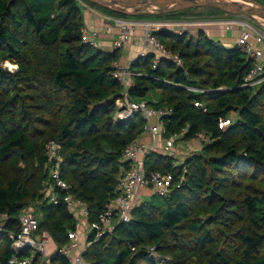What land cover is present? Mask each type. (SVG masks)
<instances>
[{
  "label": "trees",
  "instance_id": "1",
  "mask_svg": "<svg viewBox=\"0 0 264 264\" xmlns=\"http://www.w3.org/2000/svg\"><path fill=\"white\" fill-rule=\"evenodd\" d=\"M81 3L121 18L182 20L188 12L125 16L87 0H0V213L7 215L0 264H14L7 233L18 230L28 204L35 205L37 233L47 231L57 246L79 226L63 200L66 192L87 205L88 222L97 220L128 166L123 150L147 126L141 114L114 119L122 90L113 75L117 51L83 41L89 9ZM217 10L214 15H223ZM153 33L178 53L182 67L163 57L153 69L154 53L148 52L130 64L139 74L131 77L129 96L170 108L161 119L166 137L186 128L181 139L202 132L207 140L181 161L147 154L145 174L170 172L169 190L153 191L128 221L115 218L83 257L88 264H156L148 253L154 247L168 264H264V82L242 86L250 59L203 30L189 38L172 30ZM7 60L14 70L2 66ZM186 86L225 89L199 93ZM224 118L230 123L219 127ZM49 141L59 144L60 176L69 185L68 191L53 190L56 204L44 195ZM53 259L66 263L57 253Z\"/></svg>",
  "mask_w": 264,
  "mask_h": 264
},
{
  "label": "built area",
  "instance_id": "2",
  "mask_svg": "<svg viewBox=\"0 0 264 264\" xmlns=\"http://www.w3.org/2000/svg\"><path fill=\"white\" fill-rule=\"evenodd\" d=\"M87 9H91L85 3H81ZM108 24L104 27L105 31L109 32L111 28L116 27V37L112 40L114 49L121 47L132 36L137 34L138 30L142 31L139 40L138 57H144L148 52H153L151 67L154 69L159 65L161 58H167L170 62L178 67H182V61L178 53L168 50L164 43L161 42L155 35L154 31L162 29L163 25H171L164 21H152L148 19L121 18L111 15H106ZM190 22L184 20L183 22ZM193 21V20H192ZM195 21V20H194ZM198 21V20H197ZM164 22V23H163ZM182 22V21H181ZM180 22L176 23L179 24ZM201 24H215L224 30H236V39L233 45L237 46L251 62L249 71L242 78V86L257 87L264 82V27L247 18L238 15L223 13V15H212L209 19L201 21ZM182 33V32H179ZM187 38L191 35L184 33ZM82 39L84 42L98 47L97 34L84 27L82 29ZM113 75L116 77L122 87L121 96L115 100V120H124L134 115L141 114L144 120L147 121L145 131L151 134L157 132L156 126H151L152 118L161 119L170 113V108L161 107L154 108L148 105L146 100H135L129 96L128 89L132 85L131 77L139 74L133 71L130 64L118 65L113 63ZM193 92L206 91H221L225 88L219 86L217 88L205 89L202 87H185ZM195 106H202V103L195 102ZM229 118L221 119L219 127L228 125ZM162 124V122H161ZM144 131V132H145ZM161 131L164 132V127L161 125ZM186 128L181 130L179 134H173L166 137L164 141V149L168 155L175 158L176 154L173 150L175 141L182 137ZM196 140L203 143L207 140V136L202 132L196 133ZM59 144L55 141H49L45 144V152L51 161L49 166V180L45 188V198L52 203H57L58 198L53 193L55 188L63 191H68L69 185L60 176L59 158L57 157ZM154 150L152 142L146 143L143 141V135L129 143L122 153V160L128 164L127 168L122 172L115 196L108 201L103 210L98 214L97 220L88 222L87 228H84V233H79L78 230L68 232V242L62 246H56L54 253L65 257L67 264H88L84 259L83 254L92 241L97 240L104 233L110 232L113 228V220L128 221L131 211L136 205L135 191L139 187H151L158 194H165L171 186L173 176L170 172H151L148 176L144 172L143 162L147 154ZM67 207L77 216L78 219H87L89 209L87 205L75 198L70 193L66 192L63 197ZM7 219V215L0 213V233L4 231L3 223ZM19 228L17 231H8V236L12 242L14 255L11 262L14 264H33V259L28 255V251L32 250L34 255H39L38 264L48 263V250L46 241L43 238H37L35 233L38 229V218L34 204H28L21 210L18 217ZM92 233V240L88 235ZM149 256L156 264H168L167 258L159 256L154 247L148 249ZM21 255V257H20ZM47 261V263H46Z\"/></svg>",
  "mask_w": 264,
  "mask_h": 264
},
{
  "label": "crops",
  "instance_id": "3",
  "mask_svg": "<svg viewBox=\"0 0 264 264\" xmlns=\"http://www.w3.org/2000/svg\"><path fill=\"white\" fill-rule=\"evenodd\" d=\"M83 17H84V24L85 27L88 28L89 30L91 29H95L97 30L98 28L101 30L99 31V34L97 35V41H98V46L102 49H105L107 51H117V60L116 63L120 64V65H125V64H132L136 59H138V50H139V40H140V36L142 34L141 30H138L137 34H135L134 36H132L125 44H123L121 47L114 49L112 47V40L114 39V37H116V33H117V28L113 27L111 28L112 32H105L102 30V27H105L108 22H107V18H106V14L100 12V11H92V10H85V12L83 13ZM171 21H184V20H171ZM197 21V20H195ZM201 21V20H198ZM167 22V21H164ZM183 23V22H182ZM186 23H188L186 21ZM191 33L190 35H196L198 30H203L205 32V34L207 36H209L210 38L220 42L221 44L225 45V46H232L235 42L236 39V30H224L222 29L220 26L215 25V24H196V26H193L191 28ZM159 30H170L168 28L166 29H159ZM176 32V31H173ZM213 35H217V36H213ZM227 37H231L233 38L232 41L225 40V38ZM150 125L151 126H156L157 127V132L154 134L149 133L148 131H145L143 133V141L146 143L152 142L154 144V152H158L161 153L163 155H167V151L164 149V145H162L161 147L157 146L156 143L158 142V145H160L161 141L160 138L162 139V137L166 138V136L164 135V132L161 131V121L156 119V118H152L150 121ZM160 137V138H159ZM151 140V141H150ZM193 140V139H192ZM186 141V140H185ZM188 141V140H187ZM149 189V187H139L136 189L135 191V203L138 204L142 201H144L145 199H143L144 195L148 194L147 190ZM151 189V188H150ZM152 191V189H151ZM79 226H78V231L80 233V231H82L84 228H87L88 225V220L87 219H79L78 220ZM35 236L37 238H43L46 241V245H47V250H48V263L46 261L47 264H58L57 260H54L53 257L55 255L54 253V249L56 248V243L55 241L52 239V237L49 235V233L47 231H42V233L38 234L37 231L35 233ZM28 255L31 256V258L33 259V264H38L39 263V255H34L32 253V250L28 251ZM67 264V261L66 263Z\"/></svg>",
  "mask_w": 264,
  "mask_h": 264
},
{
  "label": "water",
  "instance_id": "4",
  "mask_svg": "<svg viewBox=\"0 0 264 264\" xmlns=\"http://www.w3.org/2000/svg\"><path fill=\"white\" fill-rule=\"evenodd\" d=\"M125 16L162 15L189 8L213 7L264 26V5L253 0H87Z\"/></svg>",
  "mask_w": 264,
  "mask_h": 264
},
{
  "label": "rangeland",
  "instance_id": "5",
  "mask_svg": "<svg viewBox=\"0 0 264 264\" xmlns=\"http://www.w3.org/2000/svg\"><path fill=\"white\" fill-rule=\"evenodd\" d=\"M253 1L264 4L263 0H253ZM90 10L98 11L95 8L94 9L91 8ZM215 13H219V11L216 8H213V7L189 8L188 12H184V13L179 15L180 19L189 20L190 22H188V23L183 22V21H182L183 23L181 21H171V20H176L175 18H177V17H175V18L162 17L160 19H148V20H152V21H167V23H171V25H163L162 29L168 28V29H170L172 31H176L178 33L179 32H182L183 34L187 33V35H188V34L191 33V30H192L191 28L193 26H196V24L201 23V21H203V20L209 19ZM194 20H201V21H194ZM178 22H180V23L176 24ZM255 23H257V22H255ZM257 24H259V23H257ZM259 25H261V24H259ZM100 30H101V28L100 29L98 28L97 30L91 29V31H95L97 35L99 34ZM102 30L105 31L104 27H102ZM105 32H107V31H105ZM109 32H112L111 29H110ZM179 34H181V33H179ZM213 36H217V35H213ZM225 40H228V42H229V41H232L233 38L227 37V38H225ZM118 65H120V64H118ZM2 66H5L9 70H14V68H15V64H13L12 62H10L8 60L3 62ZM143 100L145 101V99H143ZM159 141H161L160 145H158V142L156 143V145L158 147L159 146L161 147L162 145H164L165 138L162 137V139L160 138ZM201 147H202V143H200L196 139H193V140L190 139L188 141L187 140L185 141V140L181 139V137H179L175 141V146L173 147V150L175 151V154H176L175 156H176L177 160L181 161L183 158H185V156H187V155H189V154H191L193 152H198L201 149ZM46 187H47V182H46ZM150 188L151 187H149V189L147 190L148 194L144 195L143 199H145V200L149 199L150 196L153 194V190L151 191L152 188L151 189ZM37 218H38V215H37ZM80 233H84V229L82 231H80Z\"/></svg>",
  "mask_w": 264,
  "mask_h": 264
},
{
  "label": "bare ground",
  "instance_id": "6",
  "mask_svg": "<svg viewBox=\"0 0 264 264\" xmlns=\"http://www.w3.org/2000/svg\"><path fill=\"white\" fill-rule=\"evenodd\" d=\"M242 17V16H241ZM243 18H246V17H243ZM248 19V18H247ZM250 20V19H249ZM251 21H253V20H251ZM253 22H255V21H253ZM262 25V24H261Z\"/></svg>",
  "mask_w": 264,
  "mask_h": 264
}]
</instances>
